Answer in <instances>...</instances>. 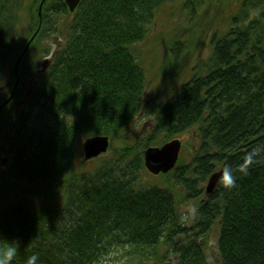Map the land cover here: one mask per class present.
Wrapping results in <instances>:
<instances>
[{
    "label": "trees",
    "instance_id": "16d2710c",
    "mask_svg": "<svg viewBox=\"0 0 264 264\" xmlns=\"http://www.w3.org/2000/svg\"><path fill=\"white\" fill-rule=\"evenodd\" d=\"M168 2L80 0L70 12L64 0H0V86L18 76L0 110V248L19 241L12 264L32 255L37 264H96L112 248H130L137 264H210L214 224L220 264H264V160L237 173L232 191L218 182L190 225L175 190L198 198L216 166L235 167L264 146V0H243L240 19L213 34L201 75L144 107L135 47ZM251 4L260 12L248 19ZM1 88L0 105L11 94ZM140 114L148 127L136 132L128 126ZM194 126L189 159L179 155L164 174L173 184L147 182L142 151ZM100 135L116 149L82 170L81 141Z\"/></svg>",
    "mask_w": 264,
    "mask_h": 264
},
{
    "label": "rangeland",
    "instance_id": "374dc122",
    "mask_svg": "<svg viewBox=\"0 0 264 264\" xmlns=\"http://www.w3.org/2000/svg\"><path fill=\"white\" fill-rule=\"evenodd\" d=\"M245 5L243 0H169L167 4L159 8L146 37L135 47L140 63L146 72L144 107L151 101L160 102L169 98L180 83L188 81L195 75H201L205 71L213 34L215 33L216 37H219L230 26H233L235 19H240L238 12L242 9L245 10ZM251 7L253 4L248 6V8ZM258 12H260V8H251L247 18H256ZM52 41L57 42L56 39ZM46 42L49 43V40ZM42 51L41 48L37 54H41L38 57L40 63L45 58L49 59L45 56L46 54H42ZM28 64H30L29 60H26L24 65ZM3 84H7L10 92L14 93L18 80L17 84L4 83V81ZM1 86L0 89H2ZM128 127L131 129L133 127L138 132L140 127H148V123L146 118L140 114L129 123ZM195 131L196 126L176 137L181 140L179 155L183 161L189 159V153L197 146ZM116 146L117 142H110L111 149L115 150ZM78 158L82 159V170H91L99 162L98 159L84 161L81 151H79ZM2 159L3 153H0V165H4L6 162V160L2 162ZM79 163L77 162V164ZM144 173L143 177L147 182L155 186L168 187L173 184L171 176H165V173L151 175L147 170ZM204 186L203 183L201 185L202 195L195 199L186 198L184 191L175 189L179 191L178 211L187 225H190L195 218L192 215V208H197L198 201L202 197H209L204 194ZM217 230L218 225L214 224L207 234L205 250L210 264H220L216 247ZM159 252L161 249L157 250V253ZM142 259L144 260L143 257ZM137 261L138 257L130 248H112L111 252H108L96 264H137Z\"/></svg>",
    "mask_w": 264,
    "mask_h": 264
},
{
    "label": "water",
    "instance_id": "95a60500",
    "mask_svg": "<svg viewBox=\"0 0 264 264\" xmlns=\"http://www.w3.org/2000/svg\"><path fill=\"white\" fill-rule=\"evenodd\" d=\"M64 2L67 5L69 11L72 12L76 8L80 0H64ZM41 3L39 9L42 5ZM24 52L25 49L23 53ZM18 62L19 58L16 60L15 65L13 66L15 74L17 73ZM46 62L47 60L43 61V67L45 66ZM17 80L18 79L16 78V84ZM12 95L13 92L10 94L9 98L0 105V110L5 104L9 102V100L12 98ZM109 144L110 143L108 136L100 135L85 138L81 143L83 159L88 160L90 158L98 156L101 153L106 152L109 147ZM180 149L181 140L178 138L171 139L158 146L146 147L142 151L143 165L145 169L153 175L167 173L168 171L172 170V168L175 166ZM219 175L220 172H215L208 177L207 183L204 186L205 196L208 197L213 194L216 185L219 182Z\"/></svg>",
    "mask_w": 264,
    "mask_h": 264
},
{
    "label": "clouds",
    "instance_id": "9594fccd",
    "mask_svg": "<svg viewBox=\"0 0 264 264\" xmlns=\"http://www.w3.org/2000/svg\"><path fill=\"white\" fill-rule=\"evenodd\" d=\"M264 160V146H253L249 149L239 164L233 167L231 164L222 166L219 175V183L226 191H232L237 187V173L248 175L249 169L256 163ZM192 215L195 216L197 209L192 208ZM19 251V241H6V246L0 248V264H12ZM38 256L32 255L26 260V264H37Z\"/></svg>",
    "mask_w": 264,
    "mask_h": 264
},
{
    "label": "bare ground",
    "instance_id": "6f19581e",
    "mask_svg": "<svg viewBox=\"0 0 264 264\" xmlns=\"http://www.w3.org/2000/svg\"><path fill=\"white\" fill-rule=\"evenodd\" d=\"M109 143H110V140H109ZM109 146H110V144H109ZM108 149H109V147H108ZM108 149H107V150H108ZM106 153H107V151L104 152V153L99 154V155L96 156V157L90 158V159H88V160H85V159H84V161H94V160H97L99 157L104 156ZM177 162H178V159H177ZM223 165H224V164L220 165L219 167L216 166V167H215L216 170L213 171L212 173L220 172V170H221V168H222ZM212 173H210V174L208 175V177H209ZM208 177H207L206 180L203 182L204 184L207 183ZM203 183H202V184H203ZM216 186H217V185H216ZM192 194H193V193H192ZM199 195H200V192L197 194V196H199ZM196 209H197V212H196L195 216L199 213V208H196ZM211 228H212V227H211ZM211 228L209 229V231L211 230ZM209 231H208V232H209ZM217 234H218V232H217ZM217 237H218V235H217ZM216 241H217V240H216ZM205 242H206V241H205Z\"/></svg>",
    "mask_w": 264,
    "mask_h": 264
}]
</instances>
